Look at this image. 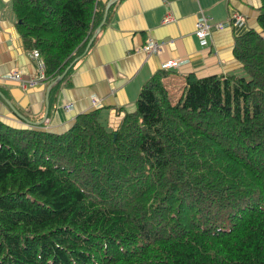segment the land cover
<instances>
[{
    "label": "trees",
    "instance_id": "1",
    "mask_svg": "<svg viewBox=\"0 0 264 264\" xmlns=\"http://www.w3.org/2000/svg\"><path fill=\"white\" fill-rule=\"evenodd\" d=\"M54 84L42 125L0 120V264H264V0L235 37L241 73L165 71L115 130L99 110L44 127L103 20L99 0H10ZM41 121V120H40Z\"/></svg>",
    "mask_w": 264,
    "mask_h": 264
},
{
    "label": "crops",
    "instance_id": "2",
    "mask_svg": "<svg viewBox=\"0 0 264 264\" xmlns=\"http://www.w3.org/2000/svg\"><path fill=\"white\" fill-rule=\"evenodd\" d=\"M99 1L105 19L100 30L95 29L86 55L59 86L55 108L44 127L47 130L63 132L77 116L93 110H99L100 120L115 130L124 115L135 110L141 86L165 71L161 66L167 61L179 63L178 69L165 71L162 80L172 103L182 96L188 74L198 78L240 74L241 65L233 54L234 40L249 29L258 30L262 6L261 0ZM200 12L213 22L225 23L232 12L241 14L244 20L214 31L208 46L201 47L194 36ZM167 14L175 21L164 24ZM149 39L172 43L148 56L142 49ZM29 55L17 32L10 0H0V120L14 127L38 124L46 109L49 85L39 80ZM11 72L37 83L22 88L7 80ZM93 98L99 101L96 106L92 105ZM66 105L71 108L66 110Z\"/></svg>",
    "mask_w": 264,
    "mask_h": 264
},
{
    "label": "built area",
    "instance_id": "3",
    "mask_svg": "<svg viewBox=\"0 0 264 264\" xmlns=\"http://www.w3.org/2000/svg\"><path fill=\"white\" fill-rule=\"evenodd\" d=\"M243 20H244V17L241 14L237 12H232L230 14L229 19L225 23L213 22L210 16H207L203 14L202 12H200V16L194 24V36L197 39L198 44L201 47H207L209 39L214 31H220L225 28H231L232 24H236ZM174 21H175L174 17H172L170 14H167L163 19L164 24H170ZM171 43L172 41L165 42V41H155V40L149 39L142 50L148 56H152V55L158 54L165 45H169ZM29 57L36 64V70H37L39 80H44L45 79V76H44L45 63L43 59L40 57L39 52L36 50L30 52ZM178 67H179V63L177 60L164 62L161 66L162 70H165V71L176 70L178 69ZM6 78L7 80H11V81L18 83L19 86L22 88H25L27 85L33 86L37 83L36 81H32V80L29 82L24 81L21 78V75L19 74V72H11L8 74V76H6ZM98 102L99 101L97 100V98L92 99L93 106H96ZM70 108H71L70 105L65 106L66 110H69Z\"/></svg>",
    "mask_w": 264,
    "mask_h": 264
},
{
    "label": "water",
    "instance_id": "4",
    "mask_svg": "<svg viewBox=\"0 0 264 264\" xmlns=\"http://www.w3.org/2000/svg\"><path fill=\"white\" fill-rule=\"evenodd\" d=\"M107 10V9H106ZM105 14H106V11H105ZM104 19H105V16H104ZM104 19H103V21H104ZM102 25V24H101ZM101 25L97 28V31H99L100 30V28H101ZM92 41V40H91ZM91 41L89 42V44H88V46H87V49H88V47L90 46V44H91ZM68 69L69 68H67V70L56 80V81H54V82H52L50 85H49V87L47 88V91H46V95H45V106H46V109H45V112H44V115H43V118H42V120L38 123V125H42L43 123H44V121L46 120V118H47V115H48V102H47V100H48V96H49V91H50V89H51V87L54 85V84H56L61 78H63L64 76H65V74H66V72L68 71ZM20 117V116H19Z\"/></svg>",
    "mask_w": 264,
    "mask_h": 264
}]
</instances>
